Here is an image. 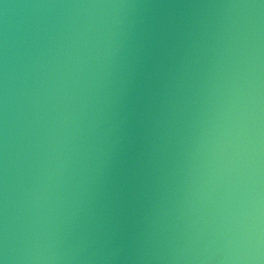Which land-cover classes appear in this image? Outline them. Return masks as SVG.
Masks as SVG:
<instances>
[{
  "label": "water",
  "instance_id": "water-1",
  "mask_svg": "<svg viewBox=\"0 0 264 264\" xmlns=\"http://www.w3.org/2000/svg\"><path fill=\"white\" fill-rule=\"evenodd\" d=\"M0 264H264V0H0Z\"/></svg>",
  "mask_w": 264,
  "mask_h": 264
}]
</instances>
